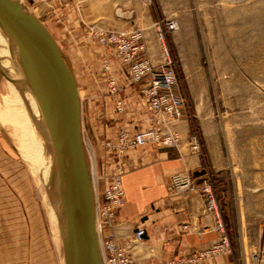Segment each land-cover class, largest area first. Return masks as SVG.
<instances>
[{
    "label": "rangeland",
    "instance_id": "374dc122",
    "mask_svg": "<svg viewBox=\"0 0 264 264\" xmlns=\"http://www.w3.org/2000/svg\"><path fill=\"white\" fill-rule=\"evenodd\" d=\"M22 1L50 31L72 67L94 176L96 145L112 174L115 160L105 143L115 142L121 129L134 133L150 126L139 85L122 83L126 76L116 57L98 42V31L143 29L153 38L155 24L177 23L165 43L185 103L188 133L200 142L199 153L193 155L196 171L202 172L200 180L212 184L230 239L231 254L224 256L236 264H257L264 237V0ZM151 45L160 55L155 38ZM104 57L122 88L118 97L128 89L121 96L126 103L122 112L115 110L107 91L110 74L101 65ZM2 97L9 96L0 82V264H64L57 220L52 218L54 202L35 165L20 152L22 136ZM135 152L138 149L129 150L122 161ZM94 183L98 198L95 178ZM132 233L122 242L136 251L142 242L136 243Z\"/></svg>",
    "mask_w": 264,
    "mask_h": 264
},
{
    "label": "built area",
    "instance_id": "2783aa9c",
    "mask_svg": "<svg viewBox=\"0 0 264 264\" xmlns=\"http://www.w3.org/2000/svg\"><path fill=\"white\" fill-rule=\"evenodd\" d=\"M149 1V0H146ZM178 26L175 21L164 25H154V38L160 43V58L154 64L148 57V41L143 29L131 31H98V42L119 62L130 85L138 84L140 100L147 110L149 128L129 132L119 130L115 142H106L108 155L114 158L112 174L105 183L95 202V220L99 249L103 264H140L131 250L122 242L127 225L120 218L125 205L122 180L125 164L122 157L129 151L154 145L181 152L184 146L191 155L200 151V142L196 134L188 133L185 138L177 131V123L185 118V103L178 91L174 62L165 43L168 33ZM109 58H103V70L110 74ZM108 94L114 98L117 112L125 108V100L118 97L122 88L112 74L107 77ZM171 189L175 194H196L203 204V214L212 220V230L216 240L207 248L171 260L169 264H202L215 257L231 254L230 239L220 214V207L213 186L207 178L196 181L188 174H174L170 178ZM187 228V226H184ZM136 243L144 241L145 229L138 227L132 233ZM257 264H264V237L255 258Z\"/></svg>",
    "mask_w": 264,
    "mask_h": 264
},
{
    "label": "water",
    "instance_id": "95a60500",
    "mask_svg": "<svg viewBox=\"0 0 264 264\" xmlns=\"http://www.w3.org/2000/svg\"><path fill=\"white\" fill-rule=\"evenodd\" d=\"M0 31L21 60L22 84L33 93L51 140L56 166L50 195L64 264H103L95 192L82 136L81 100L69 60L20 0H0Z\"/></svg>",
    "mask_w": 264,
    "mask_h": 264
},
{
    "label": "crops",
    "instance_id": "0c3cea01",
    "mask_svg": "<svg viewBox=\"0 0 264 264\" xmlns=\"http://www.w3.org/2000/svg\"><path fill=\"white\" fill-rule=\"evenodd\" d=\"M153 40L154 37H147L148 57L156 64L160 55L152 48ZM122 83L126 87L130 85L126 77ZM124 92L127 93L128 89ZM178 128L186 137L188 122L181 120ZM137 149L138 153L128 156L124 162L122 187L125 206L120 212L121 220L127 225L126 234L136 227L145 229L142 245L136 246V251L131 250L134 257L140 264H169L171 260L207 248L217 234L212 230V220L203 214L200 197L196 194H175L170 185L171 176L181 171L200 181L195 157L184 146L180 153L160 147ZM95 150L96 188L100 194L111 176V168L102 159L101 146L96 145ZM202 264L236 263L231 256H219Z\"/></svg>",
    "mask_w": 264,
    "mask_h": 264
},
{
    "label": "bare ground",
    "instance_id": "6f19581e",
    "mask_svg": "<svg viewBox=\"0 0 264 264\" xmlns=\"http://www.w3.org/2000/svg\"><path fill=\"white\" fill-rule=\"evenodd\" d=\"M20 1L23 2L22 0ZM21 64L18 54L10 48L0 31V82L9 96L2 97V102L6 104H3L5 106L4 108L9 114L11 123L17 128L15 130L21 133L20 152L22 156L27 163L35 165V169L39 172L47 189V193H50L51 175L56 166V160L39 105L31 90L26 85H23L25 78L23 76ZM79 97L81 98L80 93ZM32 121L36 127L32 125ZM35 128L37 130H35ZM87 161L91 171L92 185L95 192L93 165L91 166L88 159ZM55 184L58 185V178L55 179ZM52 218L57 220L54 210Z\"/></svg>",
    "mask_w": 264,
    "mask_h": 264
}]
</instances>
